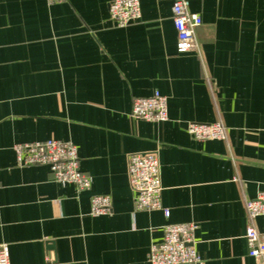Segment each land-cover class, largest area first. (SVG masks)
Masks as SVG:
<instances>
[{"label":"crops","instance_id":"0c3cea01","mask_svg":"<svg viewBox=\"0 0 264 264\" xmlns=\"http://www.w3.org/2000/svg\"><path fill=\"white\" fill-rule=\"evenodd\" d=\"M111 0H0V244L9 264H150L168 223L196 224L200 261L264 264L245 229L264 216V0H188L197 47L176 50L168 0H139L140 18L110 19ZM166 97L167 119L131 116L136 97ZM188 122H221L223 140H196ZM75 146L91 186L60 184L19 165L14 145ZM157 152L161 209L136 210L127 156ZM92 195L110 209L90 214Z\"/></svg>","mask_w":264,"mask_h":264},{"label":"built area","instance_id":"2783aa9c","mask_svg":"<svg viewBox=\"0 0 264 264\" xmlns=\"http://www.w3.org/2000/svg\"><path fill=\"white\" fill-rule=\"evenodd\" d=\"M52 1V0H50ZM171 3L172 20L176 31V50L185 53L195 50V30L201 24V17L189 11L188 0H168ZM109 19L117 27H125L140 18L139 0H111L108 5ZM131 116L148 122L167 119L166 97L155 91L148 97H136L131 106ZM186 131L196 140L225 138V128L221 122H188ZM17 164L43 165L49 168L53 178L60 184H72L77 190H87L91 186L90 176L80 170L75 146L70 142L47 139L15 144ZM129 186L133 192L136 210L161 209L165 217L169 210L161 206V175L157 152H136L127 156ZM111 206L108 195H92L90 214L98 216L106 213ZM249 218L264 216V191L245 203ZM196 224L168 223L162 226V239L150 246V264H190L200 261L194 245ZM244 237L248 255L261 259L264 257V233L248 225ZM0 264H9L8 248L0 244Z\"/></svg>","mask_w":264,"mask_h":264}]
</instances>
